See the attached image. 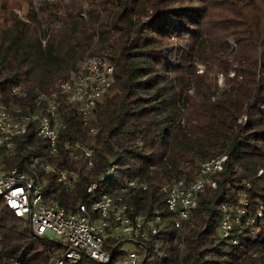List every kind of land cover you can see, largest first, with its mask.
Returning <instances> with one entry per match:
<instances>
[{"label":"trees","instance_id":"obj_1","mask_svg":"<svg viewBox=\"0 0 264 264\" xmlns=\"http://www.w3.org/2000/svg\"><path fill=\"white\" fill-rule=\"evenodd\" d=\"M64 1L47 2L43 12L55 19L46 26L33 8L20 17L16 6H0L1 101L9 110L31 111L37 93L55 90L82 59L94 55L114 67L115 83L88 125L63 103L68 126L59 134L55 154L30 128L11 148L0 146V170H27L38 161L78 172L79 182L66 190L54 173L36 170L44 198L70 213L86 200L87 185L113 164L104 188L114 189L128 178L146 182L148 189L128 203L140 213L155 208L165 213L161 186L193 178L201 161L225 154L217 187L200 193L184 224L181 261L169 245L167 263L264 264V21L256 27L254 17L242 14L241 26L231 34L236 48L227 52L216 48L206 30L208 0H87L88 6H60ZM244 1L243 8H264V0ZM55 48L73 58L70 72L30 77L42 50ZM198 63L210 69L214 89L195 80ZM217 74L224 77L222 87ZM16 86L26 95L14 94ZM76 143L93 151L91 167L84 156L74 158ZM243 198L253 213L262 209V216L253 226L244 219L230 237H221L222 205H237ZM170 227L164 242L174 237ZM255 228L261 231L257 238ZM61 248L55 239L34 235L0 199V264L48 263ZM75 264L98 263L84 256Z\"/></svg>","mask_w":264,"mask_h":264},{"label":"built area","instance_id":"obj_2","mask_svg":"<svg viewBox=\"0 0 264 264\" xmlns=\"http://www.w3.org/2000/svg\"><path fill=\"white\" fill-rule=\"evenodd\" d=\"M114 83V67L94 55L82 59L70 78L61 81L55 90L37 93L31 111L9 110L0 99V146L11 148L17 138L35 128L37 136L55 154L59 134L68 126L65 111L61 110L63 103L88 125L97 103ZM12 92L26 95L19 86ZM91 132L95 134L97 130L92 128ZM72 153L75 159L84 156L87 167L93 165V151L88 146L76 143ZM227 159L222 154L204 160L193 178L161 186L165 213L159 208L140 213L128 203L130 196L148 189L146 182L128 178L114 189L104 188L106 175L115 171L113 164L87 185L86 200L74 212H67L56 200L44 198L43 183L36 170L39 166L45 173H54L56 181L66 190L77 185L80 174L57 170L49 163L38 161L28 165L27 170L18 167L0 170V199L16 217L29 223L34 235L55 239L62 245L48 263L42 264H75L84 256L98 264H168L169 245L177 248L181 261L186 246L182 236L184 224L196 208L200 193L207 186L217 187L215 176L223 171ZM221 208L220 236L223 238L230 237L244 219L253 226L256 217L262 216V209L253 213L245 198L237 205L226 202ZM168 224L175 234L169 242H164ZM260 232V228H255L254 238ZM126 242L134 243V247L126 249Z\"/></svg>","mask_w":264,"mask_h":264},{"label":"rangeland","instance_id":"obj_3","mask_svg":"<svg viewBox=\"0 0 264 264\" xmlns=\"http://www.w3.org/2000/svg\"><path fill=\"white\" fill-rule=\"evenodd\" d=\"M49 1L53 2V0H0V6H16V14L20 17H24L27 10L33 8L42 18L44 17L42 24L43 26H46L50 21L55 19V15L49 13L45 14V12H43ZM244 2V0H208L206 3V10L210 13L206 30L210 31L216 48H220L224 51L226 50L227 52H231L236 48V44L233 42L234 37L231 36V34L237 30L236 27L241 26L242 14H246L249 18L254 17V26L256 27H259L264 21V8L262 10L256 8L251 9L250 7L243 8V6L247 5L245 4L246 2ZM88 3L87 0H66L61 3L60 6H88ZM47 38L48 36L43 39L44 44H46ZM72 63L73 58H71L70 55L63 54L61 51L59 52L58 48H55V51L52 52L45 49L42 50V57L32 62L30 67V77H43L44 79H49L51 76L57 74L68 73L70 72ZM196 69L197 76L195 77V80L204 84V87L206 88L214 89L209 78L211 74L210 69L200 63L197 64ZM73 72L70 73V76ZM230 75L233 76L234 72L231 71ZM61 81L63 80H60L57 85ZM223 84V75L217 74V85L222 87ZM192 91L193 89L190 92ZM241 119L245 120L246 118ZM124 247L126 249H132L134 243L126 242Z\"/></svg>","mask_w":264,"mask_h":264}]
</instances>
